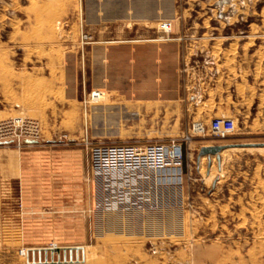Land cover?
Returning <instances> with one entry per match:
<instances>
[{"label":"rangeland","instance_id":"obj_1","mask_svg":"<svg viewBox=\"0 0 264 264\" xmlns=\"http://www.w3.org/2000/svg\"><path fill=\"white\" fill-rule=\"evenodd\" d=\"M149 143L176 183L93 163ZM263 147L264 0H0V264H264Z\"/></svg>","mask_w":264,"mask_h":264},{"label":"built area","instance_id":"obj_2","mask_svg":"<svg viewBox=\"0 0 264 264\" xmlns=\"http://www.w3.org/2000/svg\"><path fill=\"white\" fill-rule=\"evenodd\" d=\"M14 126H18L23 119L14 118ZM209 129L220 136L232 134L235 121L231 117H215L210 121ZM196 130H203L196 126ZM178 147L177 155L173 154ZM180 147L174 144H121L103 146L93 150V163L96 168L107 170H129L150 167L153 169L175 168ZM53 246V245H51Z\"/></svg>","mask_w":264,"mask_h":264},{"label":"water","instance_id":"obj_3","mask_svg":"<svg viewBox=\"0 0 264 264\" xmlns=\"http://www.w3.org/2000/svg\"><path fill=\"white\" fill-rule=\"evenodd\" d=\"M225 146L224 145H211V146H202L199 150V156L201 155H210V154H213L216 156L217 160L219 161L220 159V156H219V153L220 151L224 148ZM76 251L79 249V248H82L81 246L80 247H73ZM63 250L65 251L66 248L65 247H57V248H51V247H47V248H38L37 251L40 252L41 250H43L45 252V257H44V260L42 261L43 264H60L61 262H66V259H63L62 261L57 258V260H54L53 258H51L50 260L47 259V252L50 251L51 254L55 251L57 253H59L60 250ZM69 250L72 249V247H68ZM39 263H41V260H39Z\"/></svg>","mask_w":264,"mask_h":264},{"label":"bare ground","instance_id":"obj_4","mask_svg":"<svg viewBox=\"0 0 264 264\" xmlns=\"http://www.w3.org/2000/svg\"><path fill=\"white\" fill-rule=\"evenodd\" d=\"M168 28L167 27H165V29L164 30H167ZM98 99V100H105L106 99V97H105V95H104V93L102 92V91H98L97 92V95H96V97L94 98V97H92V100H95V99ZM195 125V124H194ZM196 125H198L197 123H196ZM200 127V126H199ZM264 148V147H263ZM175 151H173V154L174 155H177V153H178V147H176L175 149H174ZM227 151V149H225V150H222V151H220V153H219V156L221 155V154H223V153H225ZM227 155V154H226ZM217 159V158H216ZM157 172V171H156ZM155 172V173H156ZM162 172H164L163 174H161V176H162V183H176L177 181H178V176H179V168H177V167H175V168H173V167H171V168H169V169H166V170H162ZM157 177H158V175H157ZM157 180V179H156ZM51 248H57V246L55 245V244H53V246L51 247ZM24 251V252H23ZM26 250L24 249H21L20 250V254L21 255H27V253L25 252ZM83 251V250H82ZM87 258V257H86Z\"/></svg>","mask_w":264,"mask_h":264},{"label":"crops","instance_id":"obj_5","mask_svg":"<svg viewBox=\"0 0 264 264\" xmlns=\"http://www.w3.org/2000/svg\"><path fill=\"white\" fill-rule=\"evenodd\" d=\"M35 249V248H34ZM67 249V248H66ZM39 254V253H38Z\"/></svg>","mask_w":264,"mask_h":264}]
</instances>
